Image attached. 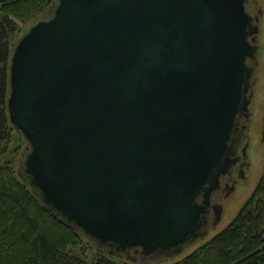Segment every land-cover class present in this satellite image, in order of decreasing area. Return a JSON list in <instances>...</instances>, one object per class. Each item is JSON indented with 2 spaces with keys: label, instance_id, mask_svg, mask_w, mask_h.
<instances>
[{
  "label": "water",
  "instance_id": "1",
  "mask_svg": "<svg viewBox=\"0 0 264 264\" xmlns=\"http://www.w3.org/2000/svg\"><path fill=\"white\" fill-rule=\"evenodd\" d=\"M258 21L246 0H57L11 56L30 185L111 253L182 251L235 162Z\"/></svg>",
  "mask_w": 264,
  "mask_h": 264
},
{
  "label": "trees",
  "instance_id": "2",
  "mask_svg": "<svg viewBox=\"0 0 264 264\" xmlns=\"http://www.w3.org/2000/svg\"><path fill=\"white\" fill-rule=\"evenodd\" d=\"M55 3L0 0V157L12 154L0 162V264H136L52 211L16 166L29 143L8 109L11 56L22 26L48 17ZM165 264H264V166L254 190L224 229Z\"/></svg>",
  "mask_w": 264,
  "mask_h": 264
},
{
  "label": "rangeland",
  "instance_id": "3",
  "mask_svg": "<svg viewBox=\"0 0 264 264\" xmlns=\"http://www.w3.org/2000/svg\"><path fill=\"white\" fill-rule=\"evenodd\" d=\"M54 7V6H53ZM53 9V8H52ZM51 9V11H52ZM255 11L259 12V33L257 34L258 49L256 57L250 59V64L255 67L254 71V96L253 103L250 106L253 114L251 118V136H250V146H249V161L250 166L246 169V177L239 179L236 189L231 192L227 197L223 198L224 212L222 221L217 225L216 228L212 229L210 233L205 237H200L193 240L187 246L178 253L173 254H160L152 258L139 257L138 255H132L136 258L132 259L128 257L126 253H123L122 257L127 260H132L136 264H165L175 261L184 257L185 255L194 251L203 242L209 240L211 237L215 236L222 229H224L236 216L241 206L250 196L254 190L257 182L259 181L261 174L263 172L264 166V142L262 139V131L264 124V0H259L258 5L254 8ZM49 12V14L51 13ZM44 18V17H43ZM30 25L22 26V34L29 28ZM19 38L16 40L18 42ZM15 43V45H16ZM18 133L15 132V141H17ZM17 143L14 144V146ZM27 143L23 145V154L20 158L16 160V166L19 170L24 169V157L28 151ZM12 157L10 153L8 156L0 157V162L8 160Z\"/></svg>",
  "mask_w": 264,
  "mask_h": 264
},
{
  "label": "flooded vegetation",
  "instance_id": "4",
  "mask_svg": "<svg viewBox=\"0 0 264 264\" xmlns=\"http://www.w3.org/2000/svg\"><path fill=\"white\" fill-rule=\"evenodd\" d=\"M258 3L259 0H246L247 10L255 17H258L259 12H261L260 10H254ZM252 103L253 98L251 104ZM252 114L253 111L252 109H250L249 113L241 114L236 119V126L230 139V155L235 159V162L231 165L229 171L226 174L221 175V186L217 190L212 192L207 212L205 213L203 219V226L201 228L202 235L197 237L196 239L207 236L210 231L216 228L220 221H222L224 212L223 198L227 197L236 189L239 179L246 177V169L250 166L249 146ZM203 198L204 196L203 194H201L199 196V201H202ZM124 253H126L128 257L131 258L135 257L132 256L134 254L138 255L139 257L143 256L141 255V253L136 252L135 249L125 251ZM156 254L158 255L159 253ZM156 254H153L150 257L156 256Z\"/></svg>",
  "mask_w": 264,
  "mask_h": 264
}]
</instances>
